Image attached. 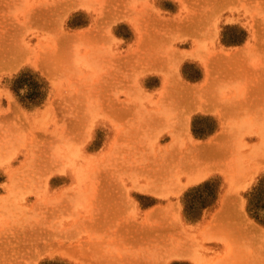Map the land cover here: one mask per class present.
Listing matches in <instances>:
<instances>
[{
    "label": "rangeland",
    "instance_id": "rangeland-1",
    "mask_svg": "<svg viewBox=\"0 0 264 264\" xmlns=\"http://www.w3.org/2000/svg\"><path fill=\"white\" fill-rule=\"evenodd\" d=\"M0 264H264V0H0Z\"/></svg>",
    "mask_w": 264,
    "mask_h": 264
},
{
    "label": "bare ground",
    "instance_id": "bare-ground-1",
    "mask_svg": "<svg viewBox=\"0 0 264 264\" xmlns=\"http://www.w3.org/2000/svg\"><path fill=\"white\" fill-rule=\"evenodd\" d=\"M202 107V106H201ZM221 117H223V116H221ZM224 123V122H223ZM196 147V146H195ZM201 147V146H200ZM205 166V165H204ZM213 172V171H212ZM186 173V172H185ZM198 173H199V171H198ZM187 174V173H186ZM206 176V174L204 173L203 175H197V177L196 176H191V178L188 180L189 182H196V181H199V180H202V179H204V177ZM189 177V176H188ZM152 184V183H151ZM146 186H149V185H146ZM148 190V192L150 191V192H152L153 193V189H147ZM147 192V191H146ZM170 251V250H169ZM183 251V250H182ZM180 253V252H179ZM183 253H184V251H183ZM175 255H176V253H175ZM182 256V255H181ZM185 256V255H184ZM173 257V256H172Z\"/></svg>",
    "mask_w": 264,
    "mask_h": 264
},
{
    "label": "crops",
    "instance_id": "crops-1",
    "mask_svg": "<svg viewBox=\"0 0 264 264\" xmlns=\"http://www.w3.org/2000/svg\"><path fill=\"white\" fill-rule=\"evenodd\" d=\"M218 117H220V116H218ZM220 119H221V117H220Z\"/></svg>",
    "mask_w": 264,
    "mask_h": 264
}]
</instances>
